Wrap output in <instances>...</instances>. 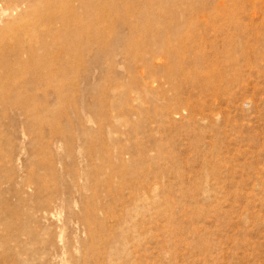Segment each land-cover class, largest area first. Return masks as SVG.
Here are the masks:
<instances>
[{"label":"rangeland","instance_id":"1","mask_svg":"<svg viewBox=\"0 0 264 264\" xmlns=\"http://www.w3.org/2000/svg\"><path fill=\"white\" fill-rule=\"evenodd\" d=\"M66 8L0 22V264H264V0Z\"/></svg>","mask_w":264,"mask_h":264},{"label":"bare ground","instance_id":"2","mask_svg":"<svg viewBox=\"0 0 264 264\" xmlns=\"http://www.w3.org/2000/svg\"><path fill=\"white\" fill-rule=\"evenodd\" d=\"M67 2L68 0H0V22L4 21H13L17 20L19 16L21 17H29L30 15L38 18L34 25L38 24L40 20L46 21L50 24V28L44 31V38H51L54 35L53 25L56 23H61L63 27H66L67 20ZM52 25V26H51ZM14 35V36H13ZM16 37V32H4L0 30V58L8 57L7 54L10 52H14L20 49V44L17 39L13 42L6 43V38ZM43 39V37L41 38ZM31 44L29 46V55L28 57L32 60L35 70H40V66L49 70L52 67V58L48 52H46L45 57L40 60L38 58L37 50L32 47ZM47 50V49H46ZM45 51V49H44ZM79 54V53H78ZM16 61L15 56L11 59H7L5 61L0 62V70L3 72H9L6 75L5 84L10 83L12 78H15V74L10 73V67L12 63ZM17 61V65H18ZM47 78L49 74L46 73ZM39 78V76H37ZM36 77V79H37ZM35 79V78H34ZM35 79V80H36ZM5 87V86H4ZM0 86V94L2 99L6 98V88Z\"/></svg>","mask_w":264,"mask_h":264}]
</instances>
